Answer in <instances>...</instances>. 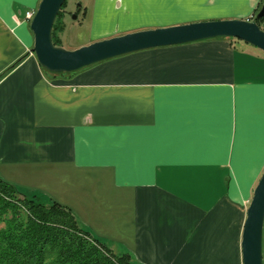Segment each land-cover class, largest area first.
Here are the masks:
<instances>
[{
	"label": "crops",
	"instance_id": "1",
	"mask_svg": "<svg viewBox=\"0 0 264 264\" xmlns=\"http://www.w3.org/2000/svg\"><path fill=\"white\" fill-rule=\"evenodd\" d=\"M40 2L0 0V177L29 196L47 192V203L71 208L133 264H243L247 209L264 172V56L216 37L55 73L33 52L26 19ZM74 4L59 34L65 49L249 19L264 0ZM71 17L89 23L88 42L66 43Z\"/></svg>",
	"mask_w": 264,
	"mask_h": 264
},
{
	"label": "water",
	"instance_id": "2",
	"mask_svg": "<svg viewBox=\"0 0 264 264\" xmlns=\"http://www.w3.org/2000/svg\"><path fill=\"white\" fill-rule=\"evenodd\" d=\"M66 1L41 0L30 22L34 35L33 52L39 63L51 72H74L132 52L216 37L235 38L264 52V29L257 23L264 16V4L251 19H211L150 28L65 49L54 44L52 34L56 18ZM263 231L264 172L247 209L241 243L243 264H263Z\"/></svg>",
	"mask_w": 264,
	"mask_h": 264
},
{
	"label": "trees",
	"instance_id": "3",
	"mask_svg": "<svg viewBox=\"0 0 264 264\" xmlns=\"http://www.w3.org/2000/svg\"><path fill=\"white\" fill-rule=\"evenodd\" d=\"M53 27L61 45L64 10ZM264 16L257 20L259 26ZM262 28V26H261ZM0 264H133L129 254H115L103 241L79 226L74 212L57 200L45 203L23 194L0 177Z\"/></svg>",
	"mask_w": 264,
	"mask_h": 264
},
{
	"label": "rangeland",
	"instance_id": "4",
	"mask_svg": "<svg viewBox=\"0 0 264 264\" xmlns=\"http://www.w3.org/2000/svg\"><path fill=\"white\" fill-rule=\"evenodd\" d=\"M74 1H78V0H67V6L64 10H73V12H77L76 9V5L74 4ZM80 9V7H79ZM32 10V9H31ZM37 10V8L35 9ZM75 10V11H74ZM168 11V3L164 4V5H160V12L165 13ZM78 13V12H77ZM178 13V11H177ZM177 20V18H175ZM165 21H172L170 18L165 19ZM64 24V28H65V23L64 21L62 22ZM64 30V29H63ZM62 31L59 30L57 32V35L59 36V34ZM92 36V29L90 28L89 23H85V25H83V23L80 22V20L76 21L73 20V17H71L70 23L67 26V30H66V34H65V38L67 40L66 43H70V44H77V43H85L88 42L91 39ZM233 42L236 44H240L242 46H244L245 48H248L251 53H254L258 56H264V52L262 50H260L259 48H255V46L253 45H246V43L244 41H240L238 39H234L233 38ZM61 46V45H60ZM63 47V46H61ZM45 194V193H44ZM27 195V194H26ZM49 194L46 192L45 196H40L41 200L45 203H47L46 200V196H48ZM263 264H264V231H263Z\"/></svg>",
	"mask_w": 264,
	"mask_h": 264
},
{
	"label": "built area",
	"instance_id": "5",
	"mask_svg": "<svg viewBox=\"0 0 264 264\" xmlns=\"http://www.w3.org/2000/svg\"><path fill=\"white\" fill-rule=\"evenodd\" d=\"M35 13H36V10L35 9H32V10L27 11V13H26V19L31 22V20L33 19ZM251 18H254V15H252L249 19H251Z\"/></svg>",
	"mask_w": 264,
	"mask_h": 264
}]
</instances>
